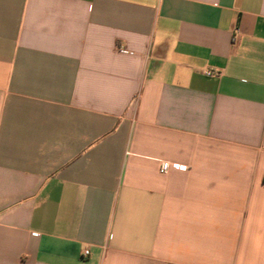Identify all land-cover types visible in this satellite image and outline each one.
I'll use <instances>...</instances> for the list:
<instances>
[{
	"label": "crops",
	"instance_id": "0c3cea01",
	"mask_svg": "<svg viewBox=\"0 0 264 264\" xmlns=\"http://www.w3.org/2000/svg\"><path fill=\"white\" fill-rule=\"evenodd\" d=\"M0 264H264V0H0Z\"/></svg>",
	"mask_w": 264,
	"mask_h": 264
},
{
	"label": "built area",
	"instance_id": "2783aa9c",
	"mask_svg": "<svg viewBox=\"0 0 264 264\" xmlns=\"http://www.w3.org/2000/svg\"><path fill=\"white\" fill-rule=\"evenodd\" d=\"M208 75H211V73H207ZM174 166H176L175 164H172V163H170V162H167V161H161L160 162V172L161 173H166L168 170H169V168H171V167H174ZM87 253H88V251H84L83 252V254L84 255H87Z\"/></svg>",
	"mask_w": 264,
	"mask_h": 264
}]
</instances>
